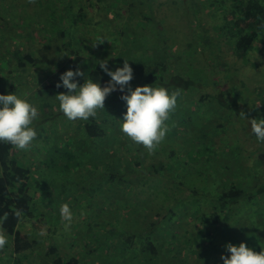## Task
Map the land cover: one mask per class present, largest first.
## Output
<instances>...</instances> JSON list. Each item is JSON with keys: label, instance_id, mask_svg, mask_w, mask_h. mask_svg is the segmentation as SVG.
<instances>
[{"label": "trees", "instance_id": "obj_1", "mask_svg": "<svg viewBox=\"0 0 264 264\" xmlns=\"http://www.w3.org/2000/svg\"><path fill=\"white\" fill-rule=\"evenodd\" d=\"M54 1L56 3L52 5L51 2ZM59 1L63 0L45 2L36 0L34 6L37 4L39 7L28 8L27 13L23 12L25 9H16L14 6L17 4L11 1L6 5L0 3V11L6 7L5 9L16 11L20 15L23 13L30 15L29 13L32 12L31 18L35 17L38 20L37 26L38 24L42 26L41 29L36 30L34 27L36 20L32 23L30 19L29 26L26 24L22 29L21 27L27 22H18L13 17H4L0 14L2 21L0 24L3 25L4 31L13 34L16 29L20 31L16 35L20 36L18 38L0 33V54L12 53L17 59L16 67L18 69L29 67L26 71L30 75L34 70L40 69L42 82L40 86L48 91H53V87L52 85L45 87L43 83V80L46 83L44 76L47 75L45 71L47 67L40 63L37 65L38 61L41 58L45 59L47 55L54 56L50 67L58 69L56 74L59 78L64 71L79 68L85 73V79L90 75L103 86L107 74L95 63L94 55L85 57L81 54L83 50L78 45L76 33L74 32V35L67 32L63 27L58 10ZM10 4L14 9L9 8ZM71 4L66 5L70 10ZM217 5L221 6L220 20L215 26L218 32L207 35L205 32L208 29L199 24L198 29L201 34L200 31L198 34L201 38L196 41V45H201L203 50L210 51L214 56L215 49L223 40L231 54L243 62L249 61L250 54L255 50L264 51V0H214L208 4L209 7H217ZM20 7H23L21 3ZM80 10H77L79 11L77 15L83 16ZM188 22L190 23L191 20L188 19ZM85 34L84 32L82 39L87 47H91L99 40L95 42L89 40L93 41L89 43ZM33 37L34 43L31 42ZM258 41L262 42L261 48L258 46ZM130 42L129 39H124V48ZM90 53L92 54L91 48ZM104 53L102 51L99 54ZM145 61L147 64L139 70L141 74L133 80L134 82H139V85L154 86L166 84L170 92L179 91L181 95L184 94L182 86L166 83L165 75L168 76L169 72L164 64L151 57H146ZM220 64L227 66L225 62ZM134 66H138V63ZM253 66L257 64L253 63ZM174 68L177 76L180 77L182 67L176 65ZM132 69L133 72L138 71L136 68L132 67ZM77 79L78 82H83L82 78ZM229 79L231 83L228 90L214 88L211 92L201 94L194 101L192 109L186 106L187 110H182L181 105L184 101L177 100V107L166 122L170 131L161 144L163 146L157 149L158 152H165V155L158 161H147L145 153H142L144 148L134 144L121 133L117 115L108 118H89L85 121L83 128L79 129L83 130L80 133L82 139H85V144L88 145L85 152L81 149H72L71 141H67L68 138L58 137L37 148L36 158L20 161L12 145L0 143V217L5 215L7 217L0 228L12 237L13 253L22 259L34 255L40 261L37 264H80L75 254L62 256L55 244L43 249L44 238L42 239L41 236L50 237L49 235L54 231L52 225L57 219L49 220L48 215L38 212L37 207L38 202L50 206L52 198L56 196L57 187L65 191L73 187L76 192L88 193L89 198L92 199L93 193H101L103 189L100 188L101 181L88 186L87 183H75L74 178L71 179V174L83 165V158L88 154L96 155L91 158L96 170L95 176L98 175L97 177H100L105 184L114 186L113 190L110 189L113 193L109 198H116L115 205L118 206L112 212L103 207L100 214L93 213L94 216H87L88 219L80 232L84 238L88 237L89 233L96 238L94 242L90 239L95 244L93 251H97L100 245L104 246L105 239H108L112 245L108 236L100 241L97 229L99 226L111 224V219L118 218L124 219L122 221H125L124 227L133 230L130 236L120 239L118 248L121 250L122 259L119 257L118 264H140L142 261L144 264L146 262V264H159L162 259L163 264H223L221 255L228 254L224 247L227 243L238 245L244 242L254 251H261V248H264V164L260 166V162L257 161V165H252L250 170L248 169V174H253L252 177L257 181L254 186L250 180L249 185L242 186L226 177L228 171L233 165L235 166L227 158L228 154L250 159V156L243 155V138H236L229 144L226 135H229L227 133L230 131L228 125L230 124L232 129L231 125L235 120L246 138L256 139L251 133L249 120L264 118V86L249 90L243 82L242 87H237L233 79ZM199 80L200 78L180 77V81L186 83L185 89H194V91L197 88L192 84ZM35 81H38V76ZM200 82L203 83L201 80ZM41 87L37 89L40 95L43 93ZM57 89L64 91L65 88L57 87ZM115 100L112 103L114 113L116 108L121 109ZM216 103H219L220 107H216ZM45 104L50 108L55 106V102L45 101ZM188 104L190 99L187 100ZM248 104L252 108L247 109L245 106ZM208 105L210 106L207 107ZM224 106L230 108L224 111ZM257 107L259 111H255ZM59 115V112L47 111L42 115L44 118H40L38 122L42 120L44 123L49 122ZM197 117L199 120L195 122ZM177 120L184 128H180L181 131L175 134ZM51 130L50 127L47 132ZM232 131H235L234 128ZM179 139L183 140L180 142ZM113 146L114 153H111L108 148ZM223 147H225L224 151H222ZM117 152L121 153L117 155ZM40 153L43 157L39 159ZM103 157L108 160L106 163L102 160ZM30 162L36 164L31 167ZM34 166H39V170H35ZM32 172L42 174L50 185L45 186L44 182L35 180ZM87 175L91 177L92 174L89 172ZM32 188L35 190L31 194ZM127 192L134 198L131 200L125 198L124 194ZM119 195L121 197H118ZM102 202L99 205L104 206ZM131 212H135L133 213L135 217L130 224L125 216L126 214L130 216ZM100 215L101 221H98ZM109 228L114 231V224ZM136 232L137 236H135ZM133 236L139 239L137 241L139 247H132ZM162 238L167 247H170L167 250L170 253L167 258L165 253L157 249V243L162 241ZM185 252L190 258L178 261V257Z\"/></svg>", "mask_w": 264, "mask_h": 264}, {"label": "rangeland", "instance_id": "obj_2", "mask_svg": "<svg viewBox=\"0 0 264 264\" xmlns=\"http://www.w3.org/2000/svg\"><path fill=\"white\" fill-rule=\"evenodd\" d=\"M10 1L17 4L14 6L16 9H25L23 11L24 13H27L26 9L28 8L36 9L39 7L37 4L34 6L36 0H0V3L6 5L7 2L10 3ZM45 1L48 0H43V2ZM212 1L214 0H63L59 1L58 10H60L59 14L62 18L63 27L67 32L69 31L72 34H74V32L76 33L78 45L82 47L84 52L81 53L83 56L91 57L94 55L93 58L95 62L97 60L107 59V66L112 70H115L117 66L123 64L124 59H129L128 63L130 66L138 70L137 72H133V79L130 81V86L136 87L140 84L133 80L140 76L141 72L139 70L147 64L145 61L146 57H151L153 60L155 59L157 62L164 64L169 72L168 76L165 75L166 83L168 85H178L183 87L182 90L184 91V94H180L178 100L185 102L186 105L183 102L181 107L182 110L186 111V106H188L189 109L194 107V101L198 99L201 94L211 92L214 88H219L223 91L228 90L231 83L229 78L233 79V82L237 87H242L241 83L243 82L249 90H253L255 87L264 86V51L262 49L252 52L249 61L243 62L236 59V57L231 54L228 45L223 42V40L220 42L219 47L215 49L214 56H212L210 51L203 50L201 45H196V41L201 38L199 35L201 34V31L198 29L199 24L208 29V31L205 32L207 35H213L218 32V29L215 26L220 20L221 6L217 5V7H209L208 4ZM20 3L23 7H20ZM54 3L56 2H51L52 5ZM69 3H72L71 10L66 6ZM9 6V8L14 9L13 5L10 4ZM5 8L6 7H3L0 11V14L4 15V17H13V19L18 22H27L21 27L22 29L26 24L28 25L30 19L32 23L36 20L35 17L31 18V16H33L32 12L29 13L31 16L24 13L20 15L16 11L10 9L7 10ZM78 9H81L80 13H83V16L77 15V12H79L77 11ZM38 10L31 11L37 12ZM188 19L191 20L190 23L188 22ZM1 22L2 21L0 20V23ZM37 23L38 20H36V25H34V27H36V30H39L42 26L40 24L37 26ZM0 31L2 35L5 33L13 36H16L18 32H20L18 29H16V31L14 30V34L13 32L4 31L2 24H0ZM84 32L86 33L85 36L87 41L93 40L95 42L101 38L106 40H103L101 44L93 43L94 45L87 47L82 39ZM17 38H15V40H17ZM33 39L34 37L31 40L32 43H34ZM67 39L69 38L67 37ZM124 39H129L131 41L126 45V49L123 44ZM25 41L26 40H24V42ZM90 41L89 43L93 42ZM190 44H193L194 46L191 47ZM261 44L262 42L258 41L259 48H261ZM90 48L92 54L90 53ZM102 51L105 53L99 54ZM157 52L159 54L156 55ZM4 53L5 54L2 53V55L0 54V93L7 94L16 91L18 95H26L27 99L38 108L40 118L42 119L44 118L42 115L46 114L47 111H51L52 113L59 112L56 95L61 92H66V89H64V91H58L56 87L57 82H59V77L56 74L58 69H51L50 67V64H53L52 59L54 56L51 57L47 55L45 59L41 58L37 63V65L40 63V65L47 67L45 69L47 75L44 76L46 77V83L44 80L43 83L46 85H44L45 87L52 85L53 92L43 89L44 87L40 86V69L34 70V73L30 75L26 71L29 67L18 69L16 67L17 59L14 55L12 53ZM156 58H159L160 60H157ZM223 62H225L227 66L220 64ZM135 63H138V66H134ZM253 63H256L257 66H253ZM176 65L182 67L180 69V77L183 79L200 78L203 83H201L200 80L199 82L201 84L198 81H195L196 83L192 84L194 88H197L195 91L194 89H185L184 85H186V83L180 81V77L177 76V71L174 68ZM229 73H231V75ZM36 76H38V81H35ZM175 76H177V78ZM44 77L42 76V78ZM109 79L110 77L107 75L106 81L104 80L103 82V86L107 84ZM161 86L165 88L167 87L166 84H162ZM38 87H41V90L43 91L42 95L38 93ZM254 95L255 94H253V97ZM120 96L121 92L119 90L108 95L104 101V110H98L95 118H108L111 115H117L119 119H122V114L125 112L124 110H126V106L125 102L120 99ZM188 99H190V104L187 105ZM114 100L119 104L123 111L116 108L115 113L113 112L112 103ZM219 100L222 99L219 98ZM45 101L55 102V106H57L50 108L49 105L45 104ZM220 104L223 105L222 103ZM122 105H124V107H122ZM209 106L210 105L207 107ZM216 107H220L219 103H216ZM228 107L229 106H224V111H226ZM245 107L247 109L252 108L250 104ZM255 111H259L258 107L255 108ZM59 114V117L57 116L49 122L45 121L44 123L43 120L41 122H34L33 126L37 131V137L33 141L32 147L27 151L15 149V152H17L16 157L20 161H28L33 157L36 158L38 153L36 150L37 148L42 147L44 143L46 144V142L51 139H58V137L59 139H62L63 137L68 138L67 141H71L70 144L72 149H81L83 152L87 151L88 145L85 144V139H82L83 137L80 133V131L83 132V130H79L83 128L85 121H69L62 113L59 112ZM198 120L197 117L195 122ZM233 121L234 124L232 123L231 126L235 131H232L230 124H227L230 129L229 133H227L229 135H226L229 138L228 143L231 144L236 138L242 137L243 155L250 156V159L227 153V158L231 163L233 162L235 166L233 165L232 169L228 171L226 177L242 186L249 185L248 181L250 180L254 186L257 181L252 177L253 174H248V169L251 168L252 165H257V161L260 162V166L264 164V143H258L256 139L246 138L242 134L239 125L235 123V120ZM175 125V134L177 131H181L180 128H184L178 120ZM50 127L52 130L47 132ZM110 127L111 126H109V128ZM179 135H181V133ZM179 140L181 142L183 139ZM177 147L180 149L179 145H177ZM113 148L114 146L108 148L109 152L114 153ZM224 150L225 147L222 148V151ZM120 153L117 152V155ZM142 153H145L147 161H158L161 158H164L163 155H165V152L161 153L158 152V150L149 153L144 149ZM174 153L176 154L175 150ZM42 155V153L38 155L39 159L43 157ZM95 156V154H88L87 157H84L83 165H81L76 172L71 174V179L74 178L75 183H87L88 186L92 185V183L101 181L100 188L103 187V189L100 194L93 193L92 199L89 198L90 196L88 193L80 191L76 192L73 187H71V190L69 191L57 187L55 191V197H57V200H55V197L52 198L50 206H47L46 203L38 202V207L36 206L38 212L48 215L50 218L49 220L51 221L54 218L57 219L54 225H52L54 231L49 235L50 237H48V235L41 236L42 239L44 238L42 245L43 249H47L51 244H55L62 256L75 254L79 258L80 264H118L119 257L122 259V255L120 254L121 250L118 248L120 239H123L125 236H130L132 233L131 231H133L131 230L132 228L127 229L124 227L125 224L123 223H125V221L122 222L124 219L121 218V220L118 218L112 220L110 218L112 222L111 224L98 227L97 234H100L98 235L100 241L104 239L103 237L108 236L112 245H110L108 239H105V245L98 246L97 251H93V245H95L93 242L96 241V238H94L91 233H89L88 237L84 238L80 232V229L84 228V224L88 219L87 216L100 214L102 210L101 208L103 207H106L108 211L111 210V212L118 207L115 205L117 203L116 198H109L113 193L112 190L114 189V186L105 184V182L100 180V177H97L98 175L95 176L96 170H94L93 159H91ZM102 160H104L105 163L108 161L107 159H104V157ZM95 161H97V159H95ZM227 161L228 160H225V162ZM29 164L32 167L36 163L30 162ZM91 165L93 167H91ZM33 168L39 170V166H34ZM98 169H100V166H98ZM89 172L93 176L91 175V177H88L87 174ZM32 173L35 180L44 182L45 186L50 185L42 174ZM111 188L112 190H110ZM34 190L35 188H32L30 193L32 194ZM118 197L121 196L119 195ZM124 197L127 199L129 198L130 200L134 198L129 192L125 193ZM105 199H107V201ZM101 202L104 206L102 204L99 205ZM64 203H68L74 213L72 225L68 230H65L63 227L59 215V208ZM132 210H135V208H132ZM133 213L130 216H127V214L125 216L130 224L133 221V217H135ZM101 217L102 216L100 215L98 221H101ZM93 220H95V218H93ZM112 224L115 226L114 231L109 228ZM0 230L2 229L0 228ZM3 232L8 236L9 243L3 250H0V264H37L40 262L38 257H35L34 255H31V257L29 256L30 258L28 259H22L15 255L12 250V237L5 231ZM135 236H137V232ZM138 240L139 239L133 236L132 247H139V244L137 243ZM163 241L164 238L157 243V249L159 252L165 253V258H167L169 256L168 254H170L167 250L170 247H167ZM189 258L190 257H188V254L185 252L178 257V261ZM163 261L164 260L162 259L159 264H163ZM140 264H144V262L142 261Z\"/></svg>", "mask_w": 264, "mask_h": 264}, {"label": "clouds", "instance_id": "obj_3", "mask_svg": "<svg viewBox=\"0 0 264 264\" xmlns=\"http://www.w3.org/2000/svg\"><path fill=\"white\" fill-rule=\"evenodd\" d=\"M103 40L106 39L101 38L96 43ZM95 63L110 77L107 84L101 86L90 75L85 79V73L79 68L64 71L56 84V87L66 89V92L56 95L58 111L69 121H88L96 117L98 110H104L106 97L119 90L120 99L126 106L122 119H117L121 133L149 153L155 152L170 131L166 122L177 107L179 91L170 92L163 86L153 84L138 85L133 89L130 86L133 69L128 60L124 59L123 65L115 70L107 66V59ZM77 78H82L83 82H78ZM39 119L38 108L26 95H18L16 91L0 93V143H8L21 151L29 150L37 137L33 125ZM249 123L256 141L264 143V118H254ZM59 215L65 230L70 229L74 213L68 203L60 206ZM6 218V215L0 217V225ZM8 243V236L0 230V250ZM224 247L228 254L221 255L223 264H264V248L256 252L244 242L238 245L227 243Z\"/></svg>", "mask_w": 264, "mask_h": 264}]
</instances>
